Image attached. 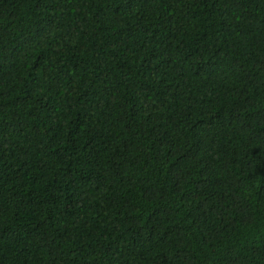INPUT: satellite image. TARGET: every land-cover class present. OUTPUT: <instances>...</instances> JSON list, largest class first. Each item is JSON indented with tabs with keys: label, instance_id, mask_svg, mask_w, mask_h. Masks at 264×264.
I'll list each match as a JSON object with an SVG mask.
<instances>
[{
	"label": "trees",
	"instance_id": "16d2710c",
	"mask_svg": "<svg viewBox=\"0 0 264 264\" xmlns=\"http://www.w3.org/2000/svg\"><path fill=\"white\" fill-rule=\"evenodd\" d=\"M0 264H264V0H0Z\"/></svg>",
	"mask_w": 264,
	"mask_h": 264
}]
</instances>
